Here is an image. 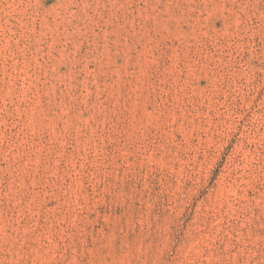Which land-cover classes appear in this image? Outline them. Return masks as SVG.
<instances>
[{
    "label": "rangeland",
    "instance_id": "rangeland-1",
    "mask_svg": "<svg viewBox=\"0 0 264 264\" xmlns=\"http://www.w3.org/2000/svg\"><path fill=\"white\" fill-rule=\"evenodd\" d=\"M0 264H264V0H0Z\"/></svg>",
    "mask_w": 264,
    "mask_h": 264
}]
</instances>
